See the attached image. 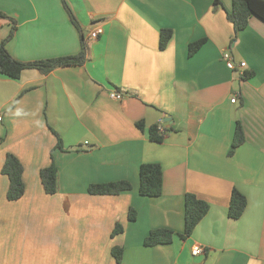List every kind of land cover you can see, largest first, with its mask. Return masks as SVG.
<instances>
[{"label": "crops", "instance_id": "0c3cea01", "mask_svg": "<svg viewBox=\"0 0 264 264\" xmlns=\"http://www.w3.org/2000/svg\"><path fill=\"white\" fill-rule=\"evenodd\" d=\"M65 1L81 31L61 0H0L10 18H0V41L14 27L6 48L21 61L75 55L81 35L102 28L82 64L0 74V264H264V21L253 15L235 33L232 0ZM225 50L246 66L228 69ZM237 123L244 140L230 154ZM154 124L167 128L161 142L149 138ZM7 153L23 165L17 200L6 198ZM51 161L53 194L39 178ZM148 162L162 168L159 196L138 193ZM118 180L131 189L87 190ZM233 188L246 198L238 218L228 216ZM188 192L209 209L182 239ZM116 223L123 231L112 236ZM157 228L172 230L171 242L144 245Z\"/></svg>", "mask_w": 264, "mask_h": 264}, {"label": "trees", "instance_id": "16d2710c", "mask_svg": "<svg viewBox=\"0 0 264 264\" xmlns=\"http://www.w3.org/2000/svg\"><path fill=\"white\" fill-rule=\"evenodd\" d=\"M72 23L81 31L79 23L75 18L73 12L67 5L65 0H61ZM257 16L264 21V0H232L231 9L226 11V18L234 27L235 33L244 29L251 16ZM1 19H10L5 13L0 11ZM14 27L10 30L8 35L0 41V74L8 76L13 79H18L21 72L27 68H36L41 72H48L49 70L63 65L82 64L87 58L88 43L83 35L80 38V50L77 54L72 56H64L57 58H48L35 61H21L15 59L7 50L6 43L12 38ZM171 36V30L163 28L159 35V47H165L168 39ZM205 39L201 38L190 42L188 45V54L192 55L204 43ZM138 126L143 127L142 122H138ZM167 128L160 130L157 124L149 127L148 135L152 141L161 142L164 138ZM244 140L240 124L237 123L235 127L234 136L231 143L229 153L242 143ZM58 147L61 143L58 140ZM1 172L6 175L8 179V187L6 191V198L8 200H17L24 193V182L22 179L23 165L20 160L12 153H7L1 168ZM40 182L44 191L53 194L58 189V171L53 161L41 168L39 171ZM130 182L126 180L93 183L87 188L90 194H118L121 191L131 189ZM138 193L144 196H159L162 193V168L159 163H142L139 166L138 172ZM246 206V198L237 189L233 188L228 202V216L231 218H238L242 214ZM209 204L198 198L193 193H186L184 197V227L182 232L177 233L182 239L188 237L195 225L207 213ZM135 218V211L130 209L128 212V219ZM123 231L120 223H116L111 231V235H117ZM174 232L166 228L152 229L144 238V245L153 246L157 244L169 243L172 240ZM116 262L121 261L122 248L113 247L111 250Z\"/></svg>", "mask_w": 264, "mask_h": 264}, {"label": "built area", "instance_id": "2783aa9c", "mask_svg": "<svg viewBox=\"0 0 264 264\" xmlns=\"http://www.w3.org/2000/svg\"><path fill=\"white\" fill-rule=\"evenodd\" d=\"M101 32H102V28L100 27L96 28L95 30L91 31L85 39L88 40V39L96 38ZM221 58L224 61L226 67L231 70H235V69L242 70L246 66V63L244 61H235L229 50H225L224 52H222ZM110 96L116 99L121 98L120 93H110ZM231 101L234 102L235 98L234 97L231 98ZM201 252H202L201 246H195L191 251L192 255H198Z\"/></svg>", "mask_w": 264, "mask_h": 264}, {"label": "water", "instance_id": "95a60500", "mask_svg": "<svg viewBox=\"0 0 264 264\" xmlns=\"http://www.w3.org/2000/svg\"><path fill=\"white\" fill-rule=\"evenodd\" d=\"M166 119H169V117L166 116V117L163 118L164 121H165Z\"/></svg>", "mask_w": 264, "mask_h": 264}]
</instances>
